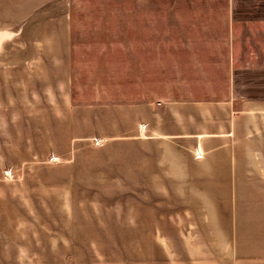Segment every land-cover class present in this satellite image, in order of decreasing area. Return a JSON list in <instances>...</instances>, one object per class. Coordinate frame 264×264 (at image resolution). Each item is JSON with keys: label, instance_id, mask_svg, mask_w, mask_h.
<instances>
[{"label": "rangeland", "instance_id": "1", "mask_svg": "<svg viewBox=\"0 0 264 264\" xmlns=\"http://www.w3.org/2000/svg\"><path fill=\"white\" fill-rule=\"evenodd\" d=\"M230 1L73 0L77 102L223 98L231 78L264 97V0ZM20 41L0 37V264H264V161H89L66 133L57 150L9 90Z\"/></svg>", "mask_w": 264, "mask_h": 264}, {"label": "crops", "instance_id": "2", "mask_svg": "<svg viewBox=\"0 0 264 264\" xmlns=\"http://www.w3.org/2000/svg\"><path fill=\"white\" fill-rule=\"evenodd\" d=\"M73 18V0H0V37L23 43L9 47L21 55L10 59L9 90L69 134L71 152L78 134L89 161H264V97L240 94L232 78L223 98L77 102Z\"/></svg>", "mask_w": 264, "mask_h": 264}]
</instances>
